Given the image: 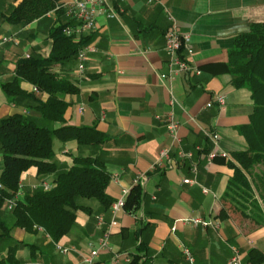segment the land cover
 Here are the masks:
<instances>
[{
  "label": "crops",
  "instance_id": "0c3cea01",
  "mask_svg": "<svg viewBox=\"0 0 264 264\" xmlns=\"http://www.w3.org/2000/svg\"><path fill=\"white\" fill-rule=\"evenodd\" d=\"M160 1H113L117 18L99 16L94 31L74 38L83 47L95 49L86 55L84 75L77 74V59L53 67L78 85L77 93L65 96L69 103L65 122L93 127L104 136V141L95 145L54 139L53 161L60 170H67L74 157H97L110 174L107 194L112 202L123 189L130 193L138 187V205L112 218L110 209L96 200H81L90 212L76 213L72 230L57 243L69 249L62 254L42 229L14 227L7 201L0 207L1 264L10 263L9 256L12 262L22 264H83L89 244L98 247L111 222L108 248L99 251L93 264H189L184 248L190 251L192 264H229L232 248L238 250L240 264H264L249 255L258 250L264 256V226L254 230L236 218L220 216L221 197L232 175L228 164L235 153L248 148L242 128L249 124L253 112L250 92L231 83L228 53L236 36L246 33L251 24L264 23V0ZM10 3L0 0V36L15 35L14 43L0 48V121L20 113L38 126L59 128V123L40 117L31 98H9L2 90L1 85L14 78L19 60L49 55V29L57 20L51 12L25 27L10 26L1 18ZM172 23L188 37L181 55L199 69V75L178 73L161 78L169 75L164 33ZM21 88L39 101L48 97L28 83H22ZM215 95L225 98L220 110L206 108ZM170 114L177 123L179 142L167 132ZM208 130L219 134L217 145L205 135ZM162 149L170 150L174 166L152 171ZM210 151L217 153L211 161L207 159ZM178 152L191 153V160H179ZM191 165H195L196 174ZM2 170L0 148V175ZM184 179L195 183L184 184ZM43 182L51 187L53 176L40 182L36 169H29L20 178L17 199L23 200ZM98 216L104 221L101 227ZM193 218L210 225L195 227L184 221Z\"/></svg>",
  "mask_w": 264,
  "mask_h": 264
},
{
  "label": "trees",
  "instance_id": "16d2710c",
  "mask_svg": "<svg viewBox=\"0 0 264 264\" xmlns=\"http://www.w3.org/2000/svg\"><path fill=\"white\" fill-rule=\"evenodd\" d=\"M7 12L1 18L10 26L25 27L54 12L57 20L49 29L52 45L46 58L29 56L19 60L14 78L1 85L5 95L13 99L31 98L40 117L59 128L38 126L31 117L17 113L0 121V148L3 170L0 175V207L13 202L11 214L14 227L25 231L42 229L56 244L75 225L76 213H89L90 208L81 200H96L104 209L113 203L107 194L110 174L97 157H74L70 168L60 170L53 161V140L78 145H95L104 141L102 133L93 127H76L64 120L69 106L65 96L78 92V85L54 72L53 67L76 60L82 42L63 33L71 24L65 18L59 0H10ZM231 83L235 88L251 94L253 112L249 124L242 128L248 141L246 151L233 155L228 165L232 175L221 197L220 216L233 217L247 223L252 229L264 226V23H254L246 33L236 36L228 53L227 63ZM28 83L36 92L48 95L42 102L21 88ZM31 168L42 182L53 176L48 191L38 188L16 199L18 184L23 173ZM141 192L134 187L128 194L124 209L138 205ZM252 260L264 261L258 250L249 252ZM12 262V256L8 258ZM1 264V262H0Z\"/></svg>",
  "mask_w": 264,
  "mask_h": 264
},
{
  "label": "built area",
  "instance_id": "2783aa9c",
  "mask_svg": "<svg viewBox=\"0 0 264 264\" xmlns=\"http://www.w3.org/2000/svg\"><path fill=\"white\" fill-rule=\"evenodd\" d=\"M115 0H67L62 2L58 8H61L64 11V15L71 24L65 26L63 29V33L66 36L75 38L79 35H82L86 32H91L96 29V19L99 16H103L107 19L117 18L116 9L112 5V2ZM161 4L160 0H148V4L151 3ZM169 20H171L169 18ZM15 35L11 36H0V48L6 45H10L14 43ZM164 41H165V51L169 56L168 67H169V75H162V79H166L168 76L176 75L178 73H184L189 75H199L200 71L198 68L193 66L189 61H187L182 55L181 51L187 48L188 45V37L182 35L178 32L177 27L174 23H172L164 33ZM94 47H83L77 53V74L82 77L84 75V62L87 53L93 52ZM28 57V56H25ZM35 90V89H34ZM36 91V90H35ZM225 105V98L222 95H215L212 97L211 101L206 104V108L216 107L218 110L222 109ZM167 132L168 135L175 141L179 142L177 137V123L175 122L172 114H170L167 118ZM205 135L211 140L214 145H217L220 136L214 130L206 131ZM217 156V153L210 151L207 154V159L211 161ZM222 157H227L225 154H221ZM177 158L179 160H191V153L178 152ZM174 166V160L170 156V150L162 149L159 152V157L155 164L151 167L152 171L155 170H164L168 168H172ZM191 172L196 174L195 165H191ZM137 183V180L135 181ZM184 184H193L195 183L194 179H184ZM44 191H48L50 189V185L43 182L40 185ZM21 186L18 184V193L13 199L16 200L17 196L20 194ZM204 193L207 192L206 189H202ZM128 190L123 189L121 192V196L115 200L110 206V214L112 218H115L118 213H120L125 206L126 197L128 195ZM9 208L13 207V202L8 201ZM98 227H101L104 224L103 218L101 216L96 217ZM186 222L191 223L193 226H202L206 227L210 225L208 221L201 220L198 218L187 219L184 220ZM112 227V222L109 223L107 229L103 232V236L99 241L98 247H92L89 244V253L83 258V264H93L94 260L97 258L100 250H104L108 248V238L110 235ZM55 248L58 252L62 254H66L69 249L60 246L59 244H55ZM232 257L229 261V264H240L239 252L236 248H232ZM183 254L189 264L193 263V258L190 251L186 248L183 249ZM11 264V263H5ZM14 264H22V263H14ZM23 264H32V263H23Z\"/></svg>",
  "mask_w": 264,
  "mask_h": 264
}]
</instances>
